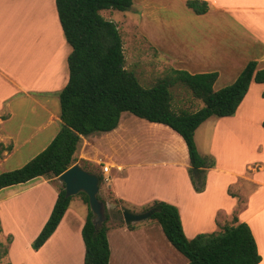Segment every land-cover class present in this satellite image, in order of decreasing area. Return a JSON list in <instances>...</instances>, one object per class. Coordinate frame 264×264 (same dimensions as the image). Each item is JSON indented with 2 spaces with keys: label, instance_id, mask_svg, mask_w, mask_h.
Wrapping results in <instances>:
<instances>
[{
  "label": "crops",
  "instance_id": "0c3cea01",
  "mask_svg": "<svg viewBox=\"0 0 264 264\" xmlns=\"http://www.w3.org/2000/svg\"><path fill=\"white\" fill-rule=\"evenodd\" d=\"M145 1L132 0L131 7L134 4L140 5L144 10ZM153 1L162 5L168 2ZM178 1L186 6L187 0ZM202 1L207 3L208 9L203 14H196L199 18L198 26L192 25L202 36L200 54L182 52L186 36L192 34L190 32L180 34L169 29L171 25L159 34L153 32L158 42H163L170 52L171 60L202 70L190 73L215 70L220 77L218 69H221L231 83L251 60L257 63L258 69L264 68V0ZM13 3L14 0H0V172L23 166L42 151L59 131L61 120L58 96L68 81L67 57L71 51L60 26L55 0H50L49 17L54 31H57L56 43L49 51L50 55L44 47L43 52L32 50L34 66H30L22 57L21 46L13 38L8 23L9 16L15 10ZM156 22L153 28L158 30L164 27L163 18L156 17ZM23 33L21 30L20 35L24 37ZM25 36L29 41L32 33L26 32ZM178 36L181 37L179 41ZM40 61H46L49 66L43 64V70L39 71L35 67ZM253 90L262 95L264 83L252 81L234 115L221 117L212 123L213 135L222 127L219 141L226 140L233 144H212L209 156L214 158L215 165L206 171V184L202 192L191 190L188 174L190 163L183 138L165 124L150 122L133 114L127 116L126 112L121 114L113 130L82 137L74 156L78 160L91 162L101 169V173L103 164L110 166L107 175L109 181L105 184L120 205L121 201H126L130 204L128 208L139 212L154 200L175 205L185 235L192 238L199 231L190 225L187 230L181 204L176 199L154 194L135 198L128 190L138 181L148 180L151 172L158 169L183 172L181 179L188 194L192 193L194 197L202 195L208 199L207 195L211 193L210 205L202 208V233L218 230L220 221L217 215H224L226 220L222 224H228L230 222L227 221L235 213L239 222L249 225L261 256L259 264H264V139L258 140V136L263 134L264 116L249 103V95ZM199 126L195 130L194 140L198 153L206 156L202 154L197 142ZM237 147L243 152L241 158L235 153ZM54 184L40 176L0 189V240L11 237L7 255L2 258L6 263L46 264L60 242L74 239L77 248L70 249L69 259L73 251L77 256L79 252L81 262L79 260L77 264H83L85 247L81 229L88 207L79 196L70 201L58 226L45 243L38 250L31 247L55 203L57 188ZM240 195L245 196V202L238 209ZM144 225V232L154 230V224ZM107 226L109 264H144L143 238L137 236L135 226L128 228L124 222ZM157 261L152 257L146 264H159Z\"/></svg>",
  "mask_w": 264,
  "mask_h": 264
},
{
  "label": "trees",
  "instance_id": "16d2710c",
  "mask_svg": "<svg viewBox=\"0 0 264 264\" xmlns=\"http://www.w3.org/2000/svg\"><path fill=\"white\" fill-rule=\"evenodd\" d=\"M185 4L195 14H203L208 9L207 3L202 0H187ZM131 6L132 0H55L64 38L71 47L67 57L68 81L58 96L61 127L50 143L23 166L0 172V189L40 176L55 183L57 197L47 221L31 243L34 250L45 243L58 226L70 201L79 196L88 207L81 229L85 247L83 264H109L106 225L109 215L105 200L97 195L104 204L105 220L95 229L87 195L79 192L66 196L64 184H56L57 176L76 163L84 170L95 173L94 164L74 156L82 137L113 130L123 112L165 124L183 138L188 151V174L192 187L196 192H202L206 171L215 165V161L212 156L198 153L195 130L211 116L234 115L250 83H264V68L258 69L257 63L251 60L233 83L219 90L213 88L218 77L215 71L190 73L183 69H171L151 85H142L135 71L125 68L122 39L117 26L100 13L109 9L126 11ZM176 88L190 92L202 102L201 107L191 110L176 106ZM193 169L197 170L196 175ZM96 174L102 184L101 171ZM151 207L156 211L148 220L160 225L167 241L186 258V264H259L261 256L251 229L246 222H239L235 213L230 223H219L218 230L188 238L175 205L154 200L144 210ZM119 211L122 213L121 209ZM127 227L133 228L134 225ZM10 241V236L5 243L0 241V260L7 255Z\"/></svg>",
  "mask_w": 264,
  "mask_h": 264
},
{
  "label": "rangeland",
  "instance_id": "374dc122",
  "mask_svg": "<svg viewBox=\"0 0 264 264\" xmlns=\"http://www.w3.org/2000/svg\"><path fill=\"white\" fill-rule=\"evenodd\" d=\"M166 1L168 2L162 5L156 4L153 0H146L144 10L140 5L134 4L133 7L126 11L109 9L100 12L105 19L113 21L117 26L122 39L125 68L135 71L139 82L144 86L151 85L157 79L167 75L170 70L174 68L187 70L189 72L202 71L200 70L201 68H189L185 66V64H179L174 62L173 59L171 60L169 57L170 52L166 50L164 43L160 41L161 44L158 42L157 38L153 36V32L159 34L161 30L167 29L171 25L172 27L169 29L177 31L180 34L185 32L192 33L191 35L186 36L182 51L183 53L195 55V53L200 54L202 51L201 33L197 29L192 28V25L198 26V16H196V14L188 7L180 4L178 0L175 2L172 0ZM48 3H50V0H14L13 8L15 10L13 15H10L8 18L13 38H16L15 40L18 43V46H21V55L30 66L34 62L32 50L35 49V51L43 52L44 47L49 54V51L56 43L57 31H54L53 22L50 21ZM54 8L53 5V9ZM156 17L164 19V27L158 30L153 28V25L157 23ZM21 30L24 31V37L20 35ZM26 32H30V34L32 33L29 41L26 40ZM37 39L38 41L35 43L34 41ZM180 39L181 37L178 36L177 41ZM46 58L48 59L49 56H46ZM36 59L37 58H35V60ZM36 64L37 66L35 68L39 71L43 70V64L49 66L46 61H40ZM198 65H200V63ZM218 71L221 75L214 83V90H219L231 84V80L228 76L225 75L221 69H218ZM174 91L176 95V106L186 107L191 110H196L201 107L202 102L199 99L194 98L190 92H185L184 90L177 88L174 89ZM249 96L250 105L255 107L264 116V97H262L261 93L257 94L256 90H253ZM126 115L131 116L132 114L126 112ZM220 119L221 117L212 116L199 126L197 131V142L202 154L210 155L209 153L212 149V144H233V142L230 143L226 140L219 141V135L221 134L220 129L222 127L213 135L214 128L212 127V123ZM222 123L224 124V122ZM95 133L98 134V132ZM261 133L263 134L258 136V140L264 139V130H261ZM213 137L214 141H212ZM237 144L243 143L238 142ZM235 153L239 154L240 158L243 156L242 150L238 147L236 148ZM100 170L101 169L96 167L95 173ZM182 175L183 172L178 170L158 169L151 172L148 180L138 181L131 187V189L128 188V190L135 195V198H139L145 194H154L158 197L176 199L181 204L182 215L187 230L190 225L194 230L197 232L199 231L198 233H202V208L210 205L211 198H209V196L211 193L207 195L208 199H205L202 195L194 197L192 193L188 194V191H186L183 184V180L181 179ZM56 184L60 186L58 181ZM123 189H127V187H123ZM128 190L126 192H129ZM191 190H194L193 187ZM98 194L106 202L105 209L109 215L106 225H117L118 223L124 222L122 213H120L119 210L121 206L129 207L130 204L126 201H122L120 205L105 183L100 184ZM239 198L238 209L243 207L245 202V196L240 195ZM134 211L137 212L138 210ZM224 219L225 216L221 214L219 217L221 224ZM231 220L232 217L227 222H231ZM149 223L154 224V230L144 232V224L147 225ZM13 226L15 227V225ZM134 226L137 230V236L143 238L144 264H146L147 261L149 262L152 257H155L159 264H182V262H187L186 258L175 251L165 239L158 223H153V221L146 219L135 222ZM1 232L2 228L0 231V238ZM0 241L4 243L6 242V240ZM112 247H114V243H112ZM76 248L77 245L74 239L73 241L68 239L66 242H60V246L54 251L52 256L48 258L50 260H48L46 264L79 263V252L77 256L73 251L71 260L68 256V253H70L69 251H71L70 249L74 250ZM173 252H175L177 256L174 255ZM15 255H17V253ZM0 264L8 263H6L4 259H1Z\"/></svg>",
  "mask_w": 264,
  "mask_h": 264
},
{
  "label": "water",
  "instance_id": "95a60500",
  "mask_svg": "<svg viewBox=\"0 0 264 264\" xmlns=\"http://www.w3.org/2000/svg\"><path fill=\"white\" fill-rule=\"evenodd\" d=\"M193 173L197 174V170L193 169ZM57 180L64 184L66 196L76 195L79 192H84L87 195L89 208L94 215L95 229L100 227L105 220V215L104 204L97 197L100 188L98 175L84 170L76 163L57 176ZM120 209L126 225L149 219L156 211L154 207L141 212L133 211L126 206H121Z\"/></svg>",
  "mask_w": 264,
  "mask_h": 264
},
{
  "label": "built area",
  "instance_id": "2783aa9c",
  "mask_svg": "<svg viewBox=\"0 0 264 264\" xmlns=\"http://www.w3.org/2000/svg\"><path fill=\"white\" fill-rule=\"evenodd\" d=\"M110 171L109 165H102V177H103V183H107L109 181V177L107 176Z\"/></svg>",
  "mask_w": 264,
  "mask_h": 264
}]
</instances>
